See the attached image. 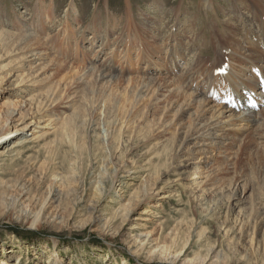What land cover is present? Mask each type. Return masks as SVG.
<instances>
[{
  "label": "rangeland",
  "instance_id": "374dc122",
  "mask_svg": "<svg viewBox=\"0 0 264 264\" xmlns=\"http://www.w3.org/2000/svg\"><path fill=\"white\" fill-rule=\"evenodd\" d=\"M212 1L211 7L204 0H0V36L14 40V49L0 43V120L13 111L9 104L20 109L8 123L12 135L0 148V264H264L260 106L250 110L259 113L258 123L237 134V140L225 141L212 160H200L196 153L186 162L184 154L194 145L184 140L185 130L169 144L178 160H169L164 142L171 129L160 130L150 120L139 134L126 129L108 145L111 127L106 130L109 122L94 107L86 111L91 97L84 83L64 91L63 99L57 95V102L50 99L60 63L85 71L110 66L111 75L123 81L138 77L131 69L147 70L133 50L130 64L120 59L138 40L127 29L129 15L157 39L160 56L180 43L186 54L177 63L179 72L190 69L197 57L213 65L218 54L224 55L220 45L226 38L217 34L228 32L233 1ZM66 25L72 30L68 51L59 37ZM29 36L39 42L31 38L28 43L24 37ZM36 52L45 60L33 59ZM244 78L255 77L248 70ZM199 86L207 92L204 83ZM101 89L96 88L97 96L109 94ZM214 94L218 100L224 95ZM234 94L246 97L240 88ZM24 116L25 123H18ZM64 117L71 124L75 154L63 132ZM32 118H41L35 136L29 130ZM113 174L114 183L106 185L93 210L94 186ZM177 175H182L178 182ZM55 178H63L61 188ZM48 186L53 196L44 206ZM130 228L137 235L151 233L152 245L164 254L141 252L127 237Z\"/></svg>",
  "mask_w": 264,
  "mask_h": 264
},
{
  "label": "bare ground",
  "instance_id": "6f19581e",
  "mask_svg": "<svg viewBox=\"0 0 264 264\" xmlns=\"http://www.w3.org/2000/svg\"><path fill=\"white\" fill-rule=\"evenodd\" d=\"M232 1L231 5H229V10H227V13L230 16L232 15V18L226 24L228 32L223 34V32L219 31L217 34L223 39L226 38L225 42L221 41L226 45L224 43L220 45L224 55L220 56L218 54L214 59L213 65H207L206 62L202 61L201 57H197L198 59L190 69H183L179 72L177 63L178 61H184L186 54V50L180 46V43L169 51L167 50L164 57L160 56L163 50L158 45L157 39L145 28H139L141 25L137 24L129 15L126 23L127 29L128 31L132 29V32L134 30L135 33L133 34H136L138 40H136L137 43L130 45L129 51L123 52V58L120 59H124L126 63L129 62L128 64H130L132 61L130 60L129 52L133 50L136 53V59L139 58L140 63L142 62L147 70L138 72L136 69H131V72L137 74L138 77H129L126 81H123L120 79L122 77L111 75L112 70L109 68L110 66L107 68L94 66L85 71L86 68L84 69L69 63L67 65L60 63L63 65L57 70L59 74L58 83L52 91L53 94L50 97L51 103L57 102V95L59 97L58 100L63 99L64 91L66 93L69 90L68 88L77 87L76 85L79 82L84 83V86L86 85L85 89L90 90L89 97H91L85 105L86 111H90L89 109L91 108L93 110L94 107L95 113H98L103 120L109 122L107 128L111 127V131L109 128L106 129L110 131L106 135L108 145H111L116 140V137L120 136L121 132H125L126 129L132 128L134 130H132L133 134H139L143 129L142 126H147V121L150 120L149 124H153L152 126H156L159 129L166 126L168 129H171V137L167 140L165 139L166 141L164 142L166 143L164 145L165 157L169 160H178L177 153L171 154L172 152L169 151V147H172L169 144H173L176 140L178 142L181 130H185L183 135L184 140L190 139L194 145L192 151L187 150L184 154V157L187 159L186 162L192 161L196 153L199 154L200 160L203 159L201 158L202 156H206V160H212L213 152L224 149L223 144L225 141L235 140L237 134L247 128L254 127L258 123L257 117L259 113L255 110L250 111L255 106H260L259 109L262 108L260 116L264 121V0ZM204 2H207L211 7L213 5L212 0H204ZM63 28L59 37L64 43L61 42V45L63 44L66 51H68L69 45H66V43L68 44L69 42L66 40L71 39L72 30H69L67 25ZM8 35L7 37L0 36V43L7 49H14V43L11 42L14 40L9 39ZM217 35H212V38H215ZM224 35L226 36L224 37ZM31 38L30 36L24 37V40L31 44ZM32 40L35 43L39 42L35 38H32ZM32 52L31 50L27 53ZM41 55H43L41 52H36L32 57L37 60H45V58H40L42 57ZM135 61L136 63L133 65L136 67L137 60ZM217 62L219 64L216 66ZM248 70L252 71L255 77L254 80L256 81L253 79L245 80V72ZM201 82L206 85L207 92H205L206 90H200L199 85ZM124 83L126 84L125 86L123 85ZM231 85L235 86L233 91L228 89ZM98 87L102 88V91L109 90V94H98L99 96H97L96 88ZM116 88L122 89V92L118 93ZM239 88L247 98L241 94L243 99H237L234 92H237ZM218 91H223L224 93L223 97L219 98V100L214 94ZM249 92L251 95L248 94ZM9 105L13 107V111L8 118L0 120V148H4L8 138L12 135V132L8 128V123L12 122L20 111L17 108V104ZM192 108L194 109V113L189 112ZM25 117L18 119L17 122L24 124ZM34 119L32 118L31 122H29L31 136L36 135L40 124L39 119L41 118H37L38 121ZM61 122L66 124L63 132L74 148L75 154L77 146L70 139L73 135H70L72 131L69 129L72 128L71 124L68 123V117H64ZM69 122L72 123V121ZM134 122H136L135 125ZM29 124L24 125L21 130L24 131ZM68 131H71L70 134ZM71 169L73 172H76L77 168L72 164ZM177 176L176 181L178 182L181 179L179 178L180 175ZM103 177L106 178L96 183V187L94 186L91 194L93 201L91 208L93 210L97 209V204L105 196L106 185H112L116 175ZM62 180L55 178V185H59L61 188L63 185ZM52 187L48 186V195L44 199V206L46 201L51 200L49 196L52 195ZM145 212L147 211L145 210ZM126 215L125 217H127ZM129 230L127 237L132 243L136 244L141 252L151 255L164 254V249L159 250V248L157 250L152 245L153 241L150 239L151 233L146 232L144 235H137V233H133V228ZM169 256L172 255L170 254ZM180 257L181 253H178L172 258L175 260ZM171 264H173V261Z\"/></svg>",
  "mask_w": 264,
  "mask_h": 264
}]
</instances>
